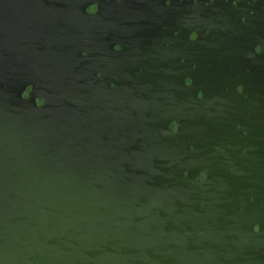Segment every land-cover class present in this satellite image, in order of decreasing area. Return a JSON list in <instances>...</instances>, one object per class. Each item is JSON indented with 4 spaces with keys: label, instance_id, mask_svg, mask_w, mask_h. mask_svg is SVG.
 <instances>
[{
    "label": "water",
    "instance_id": "95a60500",
    "mask_svg": "<svg viewBox=\"0 0 264 264\" xmlns=\"http://www.w3.org/2000/svg\"><path fill=\"white\" fill-rule=\"evenodd\" d=\"M0 264H264V0H0Z\"/></svg>",
    "mask_w": 264,
    "mask_h": 264
}]
</instances>
